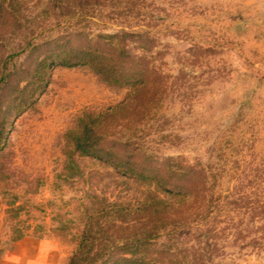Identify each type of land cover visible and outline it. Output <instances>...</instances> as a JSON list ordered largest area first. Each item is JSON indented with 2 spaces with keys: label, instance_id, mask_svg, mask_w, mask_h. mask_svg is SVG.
I'll list each match as a JSON object with an SVG mask.
<instances>
[{
  "label": "rangeland",
  "instance_id": "obj_1",
  "mask_svg": "<svg viewBox=\"0 0 264 264\" xmlns=\"http://www.w3.org/2000/svg\"><path fill=\"white\" fill-rule=\"evenodd\" d=\"M156 4L165 11L147 21L152 32L117 38L128 66L154 70L142 99L151 107L118 115L109 127L115 134L103 144L144 160L119 147L117 139L133 124L153 131L150 141L158 154L153 160L168 157L200 171L186 180L185 195L166 194L74 151L77 115L120 102L130 86L108 83L85 64L55 65L47 73L40 60L55 45L34 47L38 35L22 31L18 43L11 24L0 20V64L23 47L0 82V111L12 121L0 148V264H67L88 210L108 202L132 211L131 221L110 230L118 238L150 227L159 215L195 222L218 206L212 209L214 223L198 232L183 224L167 233L166 219L157 223L161 236L140 253L154 264H264V0ZM175 24L186 34L174 33ZM90 36L91 42L98 39ZM199 36L205 41L198 42ZM217 40L223 44L214 45ZM85 41L74 38L60 47ZM41 75L46 77L39 80ZM17 98L27 105L13 115ZM150 190L163 200L143 226Z\"/></svg>",
  "mask_w": 264,
  "mask_h": 264
},
{
  "label": "trees",
  "instance_id": "obj_2",
  "mask_svg": "<svg viewBox=\"0 0 264 264\" xmlns=\"http://www.w3.org/2000/svg\"><path fill=\"white\" fill-rule=\"evenodd\" d=\"M161 11H165V8L156 4V0H0V20L1 23L11 24L12 36L18 35V31L25 34L33 32L32 36L38 35L40 41L36 38L32 46H39L41 43L55 45L40 60V65L46 69V72L48 71L47 73L55 65L85 64L91 66L108 83L130 86V92L120 102L99 111L85 110L77 115L76 130L71 138L74 151L102 159L122 174L145 184H153L155 188L166 194L185 195L189 192L186 180L200 171L192 165L188 166L168 157L160 162L153 160L154 156L158 155L150 141L153 131L133 124L117 139L119 147L123 146L125 151L133 150L136 155H142L144 160H135L130 156L123 157L119 151L103 144V141L109 140V137L115 134L110 132L109 127L118 115L129 113L137 107L141 111H147L151 107L149 103H142V99H145L143 97L147 95L146 91H149L153 80L151 74L154 75V70L146 65L128 66L122 56L126 54V50L118 44L117 38L127 33H137L141 36L142 31L149 34L155 27L147 21L154 20ZM109 26H116L119 29L111 32L105 30ZM173 27L176 34L184 35L187 32V29L185 32L180 30L183 29L180 24H175ZM93 33L98 39L91 42L90 35ZM82 37H87V41L68 48L60 47L74 38ZM13 38V40L17 39L18 43H22L19 35ZM196 38L198 42H204L206 39L202 36ZM220 40L213 42L214 45H222L223 40ZM26 43L31 42L28 40ZM22 49L23 47L2 57L0 82L3 83L9 74L8 62ZM40 77L39 80H42L46 76ZM26 102L17 98L13 103V115L20 112L27 105ZM8 117L9 114L5 110L0 111V148L5 129L8 127L7 123L9 125L12 123ZM202 168L204 170V167ZM162 200L156 192L148 191L143 202L142 209L145 214L141 218L144 219L142 224L150 220L149 216L153 210L151 208L160 205ZM116 206L115 203L108 202L102 208L88 210L79 241L67 264H154L140 253L142 254L144 245L150 240L161 236L159 235L161 228L157 227V223L166 219L167 233L183 224L195 226L198 232L206 224L214 223L217 217L212 209L218 208L214 205L212 208H205L208 212L199 214L200 220L195 222L159 215L154 217L150 227L133 230L126 236L118 238L111 234L110 230H115L116 226H119L117 225L119 221L127 219L131 221L129 215L132 211L127 209L123 211ZM185 232L187 236L191 234L189 231ZM118 249L120 254L115 255Z\"/></svg>",
  "mask_w": 264,
  "mask_h": 264
}]
</instances>
